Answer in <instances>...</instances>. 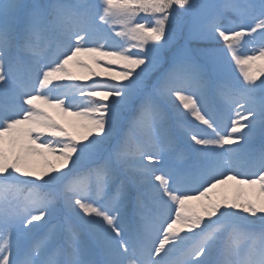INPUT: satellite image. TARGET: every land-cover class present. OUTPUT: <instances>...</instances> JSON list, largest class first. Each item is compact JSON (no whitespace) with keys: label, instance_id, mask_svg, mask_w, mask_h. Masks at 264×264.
Masks as SVG:
<instances>
[{"label":"snow or ice","instance_id":"obj_1","mask_svg":"<svg viewBox=\"0 0 264 264\" xmlns=\"http://www.w3.org/2000/svg\"><path fill=\"white\" fill-rule=\"evenodd\" d=\"M0 264H264V0H0Z\"/></svg>","mask_w":264,"mask_h":264},{"label":"trees","instance_id":"obj_2","mask_svg":"<svg viewBox=\"0 0 264 264\" xmlns=\"http://www.w3.org/2000/svg\"><path fill=\"white\" fill-rule=\"evenodd\" d=\"M195 3L201 4V3H204V0H195ZM186 32H187V29L186 28L184 29V31L182 33L181 32H177L176 37H175L174 44H177V45L178 44H182L183 43V36L186 35ZM93 70L94 71H98L99 69L93 68ZM74 72H76V74H78V75H84V72L82 70H76V69H74ZM93 79H100V77H94ZM88 82H91V81H88ZM75 83H84V81H76ZM48 111L50 112V114H52L53 116H55L57 119H60V117H59L58 113L56 112V110L49 109ZM63 119H65V120H71L70 117L63 118ZM193 123H196V122L193 121ZM259 143H260V141H259V138H258L257 139V142H256V146L257 147H259ZM243 188H245V190ZM237 189H241L245 193H251V192H253V189L248 188V186H246V185H242V187L235 185L234 194L231 195V196H229V194L220 193L218 190H214V192L216 194L226 195L229 198H231L232 196H234L236 194V190Z\"/></svg>","mask_w":264,"mask_h":264},{"label":"rangeland","instance_id":"obj_3","mask_svg":"<svg viewBox=\"0 0 264 264\" xmlns=\"http://www.w3.org/2000/svg\"><path fill=\"white\" fill-rule=\"evenodd\" d=\"M233 75H238L237 72H235L234 66H233ZM71 118V117H70ZM72 119V118H71ZM237 186H241L242 185H237ZM245 190V188H243ZM216 190H218L220 193H225V194H229V196L234 194L235 191V185L229 183L228 185H224V186H220L218 187Z\"/></svg>","mask_w":264,"mask_h":264}]
</instances>
